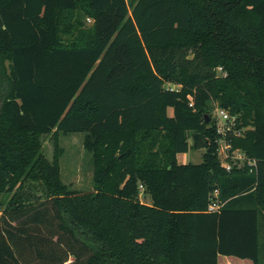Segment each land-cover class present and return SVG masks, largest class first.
I'll return each instance as SVG.
<instances>
[{
	"label": "trees",
	"instance_id": "1",
	"mask_svg": "<svg viewBox=\"0 0 264 264\" xmlns=\"http://www.w3.org/2000/svg\"><path fill=\"white\" fill-rule=\"evenodd\" d=\"M0 264H264V0H0Z\"/></svg>",
	"mask_w": 264,
	"mask_h": 264
},
{
	"label": "rangeland",
	"instance_id": "2",
	"mask_svg": "<svg viewBox=\"0 0 264 264\" xmlns=\"http://www.w3.org/2000/svg\"><path fill=\"white\" fill-rule=\"evenodd\" d=\"M90 23L91 20H88ZM168 86L175 87V85L168 84ZM172 113L171 109L169 111ZM212 116L218 123H223L219 116L218 106L214 104ZM84 132L76 133H61L60 144L63 147V155L61 158V172L63 181L68 184L72 189L78 192H86L94 189L93 182V158L92 153L87 151L84 147ZM43 150L45 155L51 160L54 153L53 138L50 134L42 137ZM205 149H191L187 153L178 155L181 163H200L203 161V153ZM241 153H236L239 158ZM220 158L224 161L225 155L220 154ZM242 161V159H240ZM140 198L144 202L151 203L150 197L141 190ZM221 257V261L223 260Z\"/></svg>",
	"mask_w": 264,
	"mask_h": 264
},
{
	"label": "built area",
	"instance_id": "3",
	"mask_svg": "<svg viewBox=\"0 0 264 264\" xmlns=\"http://www.w3.org/2000/svg\"><path fill=\"white\" fill-rule=\"evenodd\" d=\"M219 70H221V68H219ZM218 113H219V116L221 117V119L223 120V123H219V125H220V130H222L223 129V127H224V124L226 123V122H228V121H234L235 120V118L234 117H232L231 115H230V113L227 111V110H225V109H221V108H218ZM229 145L227 144V143H225L224 141H221L220 142V148H219V153L220 154H224L225 155V158H224V161H223V165L229 170L230 168H231V166H230V164L227 162V160H226V158L228 157V149H229ZM241 153L239 150H237V151H234V157L235 158H238L237 156H236V153ZM242 154V153H241ZM238 159H244V155L242 154L241 156H239V158ZM216 194H217V192H216ZM220 207V202H218V201H213L211 204H210V206H209V210L210 211H212V210H216V209H218Z\"/></svg>",
	"mask_w": 264,
	"mask_h": 264
},
{
	"label": "water",
	"instance_id": "4",
	"mask_svg": "<svg viewBox=\"0 0 264 264\" xmlns=\"http://www.w3.org/2000/svg\"><path fill=\"white\" fill-rule=\"evenodd\" d=\"M207 119H209V117H207Z\"/></svg>",
	"mask_w": 264,
	"mask_h": 264
}]
</instances>
